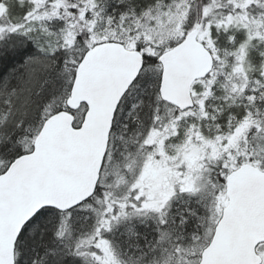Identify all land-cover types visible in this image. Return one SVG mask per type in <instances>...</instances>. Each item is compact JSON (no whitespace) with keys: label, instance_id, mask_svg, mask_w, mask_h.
Instances as JSON below:
<instances>
[{"label":"snow or ice","instance_id":"obj_1","mask_svg":"<svg viewBox=\"0 0 264 264\" xmlns=\"http://www.w3.org/2000/svg\"><path fill=\"white\" fill-rule=\"evenodd\" d=\"M0 264H264V0H0Z\"/></svg>","mask_w":264,"mask_h":264}]
</instances>
